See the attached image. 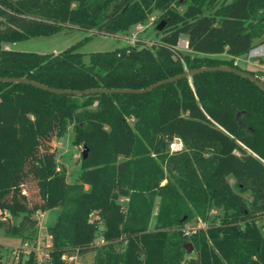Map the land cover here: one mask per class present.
Returning a JSON list of instances; mask_svg holds the SVG:
<instances>
[{
	"label": "trees",
	"instance_id": "trees-1",
	"mask_svg": "<svg viewBox=\"0 0 264 264\" xmlns=\"http://www.w3.org/2000/svg\"><path fill=\"white\" fill-rule=\"evenodd\" d=\"M154 9L161 13L152 48L90 52L88 63L79 43L58 53L4 48L66 28L127 35ZM263 34L264 0H0V77L63 90L144 89L224 65L264 84L233 61ZM182 36L203 56L177 53ZM224 52L231 59L209 56ZM68 123L73 143L87 150L73 184L57 171L51 148ZM174 138L181 152H170ZM53 209L60 212L48 230L50 264L91 252L93 264H264L257 225L264 217V92L220 70L142 93L75 95L0 81V230L22 236L37 226L36 213ZM212 210L220 214L211 217ZM9 216L20 221L13 225ZM194 217L206 228L188 236Z\"/></svg>",
	"mask_w": 264,
	"mask_h": 264
},
{
	"label": "rangeland",
	"instance_id": "rangeland-1",
	"mask_svg": "<svg viewBox=\"0 0 264 264\" xmlns=\"http://www.w3.org/2000/svg\"><path fill=\"white\" fill-rule=\"evenodd\" d=\"M183 7L184 5H181L178 6L177 9L181 11ZM160 13V10L154 9L143 23L133 25L131 28V32L127 35L108 36L76 28H66L52 35H38L7 44H9L10 49L14 50L35 51L39 53H58L73 44L79 43L78 50L85 53V55L83 56V61L84 63H88V54L90 52L108 51L117 47H123L128 44L134 45L137 43H141L146 47L152 48L155 44L158 43L157 34L159 25L155 23V20L158 18ZM6 47L8 46L4 44V48ZM259 47H261L262 52L255 54L254 50ZM175 51L180 54H189L190 56H203V54L193 52L188 48V42L185 36H182L179 39L178 44L175 47ZM177 53H175V55ZM209 56L217 57L222 60L231 59V57L225 52ZM233 61L240 68L254 71L258 76L264 78V34L254 41V45L248 53L239 56L237 59H233ZM94 105H96V102L94 103ZM133 120V117L128 118V122L130 124L133 123ZM73 137L74 132L72 124L68 123L65 133L61 137L54 138L51 141V148L55 154V161L57 163V171L65 174L66 182L69 184H73L76 182L81 172L80 165L81 160L83 159V153L86 150L85 148H83V145L74 144ZM173 143L181 144V149L176 151L177 153L181 152L184 149L182 140L174 138ZM247 153L250 152L247 151ZM236 154L238 155L239 153L236 152ZM163 183H165V181ZM229 183L233 184V181L229 179ZM245 197L247 198V196ZM118 202L124 204L126 200L120 198ZM59 212L60 209H53L44 213H36L34 215V218L38 222L37 226L31 232H27L22 236L11 237L0 230L1 264L14 263L10 252V248L12 246H20L24 243H27L28 246H36V244L39 242H51V237L48 234V230L53 226ZM218 214H220L218 210H212L209 213V216L213 217ZM9 219L11 224L13 225H17L20 221V218H13L11 216H9ZM92 219H96V217L92 216ZM153 225L154 223L152 221L149 228L152 229ZM257 225L261 228V231L264 234V217L257 220ZM199 228H206V223H203L198 218L194 217L186 225L185 231L188 232L189 236V234H191V230H197ZM102 229L103 226L101 225L99 232H101ZM102 244L103 241L100 237H98L95 241V245L101 246ZM187 249L189 248L187 247ZM187 256L188 258L194 257L193 250L192 252L188 253ZM63 260L67 264H93L94 253H87L80 257L65 256L63 257Z\"/></svg>",
	"mask_w": 264,
	"mask_h": 264
},
{
	"label": "water",
	"instance_id": "water-1",
	"mask_svg": "<svg viewBox=\"0 0 264 264\" xmlns=\"http://www.w3.org/2000/svg\"><path fill=\"white\" fill-rule=\"evenodd\" d=\"M216 70H220V71H228V72H233L236 73L238 75H241L243 77L248 78L249 80L253 81L263 92H264V84L258 80L256 78V76L251 75L250 73L241 70V69H236L234 67H230V66H224V65H216V66H208V67H200V68H195V69H191V70H187L181 74L172 76V77H168L166 79L157 81L151 85H149L148 87L144 88V89H125V88H121V89H116V88H95V89H85V90H63V89H56V88H51L48 87L46 85L37 83L35 81H31L25 78H21V77H0V81H7V82H24V83H29L32 84L36 87H39L41 89L50 91V92H54V93H69V94H75V95H81V94H89V93H101V92H107V93H111V92H131V93H142V92H146L151 90L152 88H155L156 86H159L161 84H164L166 82H172L178 78L181 77H190L191 75L195 74V73H199V72H203V71H216ZM87 155V151L85 150V152L83 153V159L86 158ZM186 247H188V251L187 254L192 252V247L190 244H188Z\"/></svg>",
	"mask_w": 264,
	"mask_h": 264
},
{
	"label": "built area",
	"instance_id": "built-area-1",
	"mask_svg": "<svg viewBox=\"0 0 264 264\" xmlns=\"http://www.w3.org/2000/svg\"><path fill=\"white\" fill-rule=\"evenodd\" d=\"M260 52H262L261 47L254 50L255 54ZM180 149L181 144L173 142L170 144V151L176 152ZM50 247L51 242H39L36 246H28L27 243L20 246H12L10 248L11 257L14 261L12 264H27L32 257L34 264H50Z\"/></svg>",
	"mask_w": 264,
	"mask_h": 264
},
{
	"label": "crops",
	"instance_id": "crops-1",
	"mask_svg": "<svg viewBox=\"0 0 264 264\" xmlns=\"http://www.w3.org/2000/svg\"><path fill=\"white\" fill-rule=\"evenodd\" d=\"M119 36H120V35H119ZM6 45L8 46V47H6V49H7V48L9 49V48H10V47H9V44H6ZM238 57H239V56H238ZM238 57H234V59H237Z\"/></svg>",
	"mask_w": 264,
	"mask_h": 264
}]
</instances>
